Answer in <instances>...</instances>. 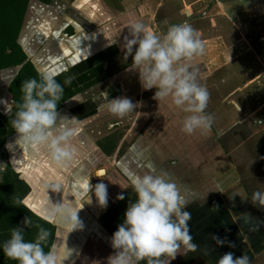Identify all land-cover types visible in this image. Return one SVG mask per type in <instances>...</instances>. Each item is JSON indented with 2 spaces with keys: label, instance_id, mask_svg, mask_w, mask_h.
<instances>
[{
  "label": "crops",
  "instance_id": "1",
  "mask_svg": "<svg viewBox=\"0 0 264 264\" xmlns=\"http://www.w3.org/2000/svg\"><path fill=\"white\" fill-rule=\"evenodd\" d=\"M254 1L51 0L44 4L30 0L18 42L41 74L54 75L64 87L63 98L57 107L59 116L83 119L86 123L73 141L80 153L79 161L68 170L56 167L46 150L34 153L17 144L16 132L6 138L4 150L11 167L29 187L22 203L54 226L50 248L66 258L62 264H107V258L116 250L111 245L112 231L103 223L102 215L118 195L132 194L133 181L146 172L166 173L189 202L186 210L192 215L189 226L197 245L195 251L189 252L197 254L199 264H217L228 252L234 253L235 257L245 253L251 264H264V206L251 200L255 192L264 193V175L250 172L245 185L246 190H252L246 194L236 193L233 188L229 193H223L221 188L216 191L223 184V169L215 167L212 172V160L207 154L211 148H207L206 133L199 129L191 134L200 136L199 146L195 149L199 153L198 159L189 156L186 146L176 154L170 144L171 155L169 152L164 154L161 149L167 142L158 139L170 134L175 142L173 148L189 141L190 134L181 130L184 119L179 121L178 114L173 117V109L179 110V114L182 109L172 104L170 97L160 103L153 99L155 88H142L139 74L131 66L132 57L126 60L121 47L124 36L129 34L131 21H142L163 38L173 24L200 25L213 16L222 15L235 25L251 11L264 9V0ZM69 78H72L71 83L66 84L65 80ZM79 87L82 88L78 90ZM105 93L109 100L126 96L133 103L142 102V105L135 112L119 118L103 107ZM74 97L85 103L72 100ZM164 118L172 123L167 129L161 127ZM142 125L144 128L138 129ZM114 133H117L116 146L112 154L105 153L98 141ZM219 150L222 153L221 147ZM101 182L107 185L108 197L117 195L107 207L99 205L94 192V186ZM208 183L213 185L214 191L207 197L202 190H208ZM57 185L58 193L53 192ZM50 200L80 209L78 218L82 227L73 230L59 218H49ZM213 237L225 243L219 245ZM185 256L178 254L170 264H186ZM140 263L147 264L146 260Z\"/></svg>",
  "mask_w": 264,
  "mask_h": 264
},
{
  "label": "clouds",
  "instance_id": "2",
  "mask_svg": "<svg viewBox=\"0 0 264 264\" xmlns=\"http://www.w3.org/2000/svg\"><path fill=\"white\" fill-rule=\"evenodd\" d=\"M128 33L121 47L126 60L132 57L131 66L139 74L142 88H155L153 99L160 103L170 97L172 104L190 113L183 121V132L193 134L199 129L207 133L215 117L205 111L211 94L198 82V70L193 63L205 52L199 31L188 22L173 24L161 38L142 21L134 20L129 23ZM116 43L118 41L113 44ZM71 79L65 83L70 84ZM21 91L22 103L12 121L17 133L16 143L34 153L46 150L58 168L68 170L76 166L80 153L73 141L86 121L59 116L57 107L63 98L64 87L54 75L42 74L39 82L34 78L23 81ZM72 100L85 103L75 97ZM105 100L103 107L119 118L135 112L142 105V102L133 103L126 96L109 100L108 93H105ZM6 166L0 164V171ZM132 187L137 198L129 204L124 222L111 238L116 251L107 258V264H140L145 260L147 264H170L178 254L186 255L197 249L189 226L192 215L186 210L189 202L166 173L146 172L135 178ZM59 191V186H54L53 192ZM94 192L99 205L107 207V185L97 183ZM117 199L124 200L125 197L118 195ZM251 200L264 206V193L255 192ZM79 210L65 202L50 200L47 214L75 230L82 227ZM22 223L27 228L32 226L29 217H25ZM37 227L39 232L34 242L25 240L24 228L13 227L11 238L2 245L4 255L18 264H62L66 258L59 252L53 248L47 252L44 250L50 232L39 225ZM213 238L219 245L225 243L218 237ZM229 246L235 247L234 244ZM217 264H251V261L245 253L235 257L234 253L228 252L218 259Z\"/></svg>",
  "mask_w": 264,
  "mask_h": 264
},
{
  "label": "rangeland",
  "instance_id": "3",
  "mask_svg": "<svg viewBox=\"0 0 264 264\" xmlns=\"http://www.w3.org/2000/svg\"><path fill=\"white\" fill-rule=\"evenodd\" d=\"M262 9L251 11L247 18L236 21L235 25L222 15L208 17L200 25L192 23L194 29L201 30L200 38L205 44L204 54L197 57L193 63L198 70V82L211 94L205 111L213 115L215 120L206 133V145L208 149L211 148L207 154L212 160L211 169L215 167L223 169V184L215 187L216 191L221 188L223 193H229L233 188L236 193L246 194L252 190V188L246 190L245 185L248 184L246 181L250 172L257 176L264 175V9ZM2 77L3 74H0L2 81L0 109L7 111L10 106L9 95L5 89L8 79ZM173 110V117L178 114L179 121L190 115L189 113L185 116L186 112L183 110L180 114L179 110ZM163 122L162 128L167 129L172 125L165 118ZM139 128H144V125L138 126ZM153 129L156 130L155 127ZM188 137V143L176 144L175 148L174 139L170 134L167 138L158 140L167 142L162 145L161 150L164 154L170 153V144L171 150L175 149L176 154L183 149L182 146H186L189 156L198 159L199 153L195 149L199 146L200 136L190 134ZM206 159L208 162L207 155ZM214 171L212 169V172ZM207 185L208 190L202 191H205L204 196L208 197V193L214 190L213 185L210 183Z\"/></svg>",
  "mask_w": 264,
  "mask_h": 264
},
{
  "label": "trees",
  "instance_id": "4",
  "mask_svg": "<svg viewBox=\"0 0 264 264\" xmlns=\"http://www.w3.org/2000/svg\"><path fill=\"white\" fill-rule=\"evenodd\" d=\"M38 1L48 3L50 0ZM28 2L29 0H0V71L19 66L18 69H15L16 73L14 76L9 77L6 83L9 98L13 99L11 113L0 111V162L7 165L3 171H0V264H18V261L9 259L4 255L2 250L3 243L11 238V229L13 227L24 228L25 240L33 242L39 232L38 225L47 229L50 232V236L44 244L46 252L51 247L54 236V226L34 214L22 203V198L28 192L29 187L11 167L7 159V153L3 148L6 138L15 132L12 121L15 118L16 111H18V106L22 103V82L30 78H34L39 82L41 78V73L37 72L33 63L27 59L26 52L18 42ZM81 88L79 87L78 90ZM98 145L105 153L112 154L116 146L115 136L110 134L104 137L98 141ZM121 195L125 199L117 200L110 210L106 212L107 219L112 220L114 225H110L107 220H104L112 234L118 230L116 227L124 222L129 204L135 202L137 198L135 191H132V194L124 192ZM111 210L118 212L115 218L109 216ZM25 217H29L32 221L30 228H27L22 223Z\"/></svg>",
  "mask_w": 264,
  "mask_h": 264
},
{
  "label": "flooded vegetation",
  "instance_id": "5",
  "mask_svg": "<svg viewBox=\"0 0 264 264\" xmlns=\"http://www.w3.org/2000/svg\"><path fill=\"white\" fill-rule=\"evenodd\" d=\"M37 1H38V0H37ZM29 2H30V0H29ZM29 2H28V5H29ZM38 2H41V1H38ZM49 2H51V0H50ZM49 2H48V3H49ZM41 3H43V2H41ZM44 4H47V3H44ZM28 5H27V7H28ZM26 11H27V9H26ZM68 26H69V25H68ZM68 26L66 27V30L69 31V30H70V27H68ZM27 59L30 60V61L33 63V65L35 66L36 71L39 72V71L37 70L36 65L34 64L33 60L31 59V57H29V55H27ZM39 73H40V72H39ZM41 75H42V74H41ZM86 84H87V83H86ZM86 86H87V85H86ZM6 93H8L7 90H6ZM8 95H9V94H8ZM9 99H10V98H9ZM12 102H13V99H10V103H11V104H12ZM59 103H60V102H59ZM0 111L4 113V112H8L9 110H7V111H2V110H0ZM9 113H11V109H10ZM9 113H8V114H9ZM116 134H117V133H114V134H113V135L115 136V139H116V137H117ZM107 136H108V135H107ZM105 137H106V136H105ZM103 138H104V137H103ZM99 141H100V140H99ZM130 194H131V193H130ZM117 200H118V199H115V200L113 201V203H112L109 207L111 208V207L113 206V204H114ZM110 208L107 209L106 212L109 211ZM106 212L102 215L103 223L106 225V221H104V220H107V222H108L110 225H112V224L114 225V222H113L112 220L107 219V217H106ZM116 214H118L117 211H115V210L112 211V210H111L109 216L112 217V218H115ZM109 221H110V222H109ZM106 226H107V225H106ZM107 227H108V226H107ZM117 227H118V226H117ZM117 227H116V228H117ZM196 255H197V254H193V253H190V252H189V255L186 254V256H185V263H186V264H199L201 261L198 263V261H197L198 259H197Z\"/></svg>",
  "mask_w": 264,
  "mask_h": 264
},
{
  "label": "water",
  "instance_id": "6",
  "mask_svg": "<svg viewBox=\"0 0 264 264\" xmlns=\"http://www.w3.org/2000/svg\"><path fill=\"white\" fill-rule=\"evenodd\" d=\"M19 68V66H16L15 68H8V69H5V70H2V71H0V73H3V76L6 78V76L10 73V72H12L10 75H9V77H11V76H14V74L16 73V70L15 69H18ZM5 73H8V74H6V75H4ZM9 77H7V79L9 78ZM6 141V140H5ZM5 143V142H4ZM3 148H4V146H3ZM5 149V148H4ZM117 196V195H116ZM116 196H114L113 198H115ZM112 197H111V195L108 197V204H109V202L113 199ZM84 202H86V200L84 201Z\"/></svg>",
  "mask_w": 264,
  "mask_h": 264
},
{
  "label": "snow or ice",
  "instance_id": "7",
  "mask_svg": "<svg viewBox=\"0 0 264 264\" xmlns=\"http://www.w3.org/2000/svg\"><path fill=\"white\" fill-rule=\"evenodd\" d=\"M78 6H80V5H78ZM103 173H100V175H102Z\"/></svg>",
  "mask_w": 264,
  "mask_h": 264
}]
</instances>
